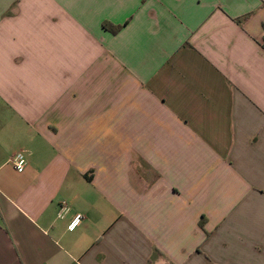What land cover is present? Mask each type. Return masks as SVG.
<instances>
[{
  "label": "crops",
  "instance_id": "obj_1",
  "mask_svg": "<svg viewBox=\"0 0 264 264\" xmlns=\"http://www.w3.org/2000/svg\"><path fill=\"white\" fill-rule=\"evenodd\" d=\"M0 264H264V0H0Z\"/></svg>",
  "mask_w": 264,
  "mask_h": 264
},
{
  "label": "built area",
  "instance_id": "obj_2",
  "mask_svg": "<svg viewBox=\"0 0 264 264\" xmlns=\"http://www.w3.org/2000/svg\"><path fill=\"white\" fill-rule=\"evenodd\" d=\"M9 162L12 168L18 173H22L26 167V161L23 155L21 154H16L12 156ZM69 211L70 209L67 205L61 204L57 211L56 217L58 219H63L69 213ZM83 218L84 217L81 214L74 215L73 218L70 220L69 224L67 225V230L69 232H73L74 230H76L80 226Z\"/></svg>",
  "mask_w": 264,
  "mask_h": 264
},
{
  "label": "trees",
  "instance_id": "obj_3",
  "mask_svg": "<svg viewBox=\"0 0 264 264\" xmlns=\"http://www.w3.org/2000/svg\"><path fill=\"white\" fill-rule=\"evenodd\" d=\"M102 28H103L104 30L108 31V32L111 33V34H116V33L119 31L120 26H112V25H110V24H108V23H103V24H102ZM200 225H201V224H200Z\"/></svg>",
  "mask_w": 264,
  "mask_h": 264
}]
</instances>
